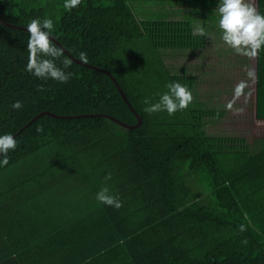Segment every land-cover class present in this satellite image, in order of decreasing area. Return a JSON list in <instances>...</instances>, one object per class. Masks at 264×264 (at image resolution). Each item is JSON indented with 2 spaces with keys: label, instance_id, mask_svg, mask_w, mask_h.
Wrapping results in <instances>:
<instances>
[{
  "label": "trees",
  "instance_id": "16d2710c",
  "mask_svg": "<svg viewBox=\"0 0 264 264\" xmlns=\"http://www.w3.org/2000/svg\"><path fill=\"white\" fill-rule=\"evenodd\" d=\"M57 1L0 0V18L23 28L52 18V38L108 74L62 50L69 81L38 79L26 70L28 31L0 23V134L17 139L0 168V264H264V145L208 136L196 125L209 115L198 112V86L186 83L196 76L172 74L159 59L194 47L195 34L178 30L189 21L140 20L136 2L148 0H81L70 11ZM256 7L264 13V0ZM255 74L264 121V49ZM172 82L192 92L189 107L147 112ZM42 112L59 118L31 122ZM135 112L137 129L113 120L136 125ZM190 174L208 179L214 205L188 187ZM101 188L122 207L99 203Z\"/></svg>",
  "mask_w": 264,
  "mask_h": 264
},
{
  "label": "rangeland",
  "instance_id": "374dc122",
  "mask_svg": "<svg viewBox=\"0 0 264 264\" xmlns=\"http://www.w3.org/2000/svg\"><path fill=\"white\" fill-rule=\"evenodd\" d=\"M25 1L33 6V0ZM40 2L57 4L58 1L40 0ZM196 2L198 4L194 8L195 12L187 11V5L179 2L173 4L151 0L136 2L138 9L135 8L138 16L142 17L140 20L163 18L186 24L185 22L188 23L194 15L205 21L204 23L211 22V18L217 15L215 11L217 5H214L211 0H197ZM254 2L256 6V0ZM145 13L152 15H145ZM196 22L198 23L196 25L178 27L181 31L188 30L190 37L195 34L192 45L194 49L191 48L190 51L169 49L167 52L161 51L162 56L160 54L157 58L163 61V66L172 74L196 76V79L193 78L186 83L198 86L196 90L203 103L198 112H205L209 115L204 116L202 121L196 120V125L198 123L203 125L208 136L214 138L215 141L237 139L239 147L246 144L249 145L248 150L263 146L264 121L258 120L255 116L256 55L237 54L225 45L217 24H202L197 20ZM197 26L205 27L208 34L205 36L197 34L195 31ZM148 53L153 52L149 50ZM160 64L161 62L158 65ZM238 85H243V87L237 95L235 89ZM229 141H227L228 144ZM185 179L188 187L195 195L200 196L204 203L215 204V197L205 176L190 174L186 175Z\"/></svg>",
  "mask_w": 264,
  "mask_h": 264
},
{
  "label": "clouds",
  "instance_id": "9594fccd",
  "mask_svg": "<svg viewBox=\"0 0 264 264\" xmlns=\"http://www.w3.org/2000/svg\"><path fill=\"white\" fill-rule=\"evenodd\" d=\"M80 4L81 0H64L63 6L70 11ZM215 11L218 15L217 28L225 45L237 54L246 56H255L259 50L264 49V13L258 11L254 0H218ZM26 28L29 33L26 70L38 79L67 83L73 75L68 71L71 62L63 60L62 65L57 64V60L62 55V49L52 38L53 19L37 17L32 19ZM195 31L201 36L208 34L203 26H197ZM79 58L87 61V54L81 52ZM242 87L243 85L236 87L237 95L240 94ZM192 102L193 94L189 88L180 82H172L169 90L161 94L158 101L151 104L146 111L149 113L166 111L168 115H173L177 111L187 109ZM22 107V102L19 100L12 104V108L16 110ZM16 148L17 139L13 134H0V168L9 164L8 153ZM110 178L109 174L106 179ZM96 200L116 209L122 207L119 197L110 194L107 188H101L96 193ZM240 230L244 231L243 225Z\"/></svg>",
  "mask_w": 264,
  "mask_h": 264
},
{
  "label": "water",
  "instance_id": "95a60500",
  "mask_svg": "<svg viewBox=\"0 0 264 264\" xmlns=\"http://www.w3.org/2000/svg\"><path fill=\"white\" fill-rule=\"evenodd\" d=\"M0 23L3 24V25H5V26H7V27H10V28L20 29V30H23V31H27V28H23V27H18V26L12 25V24L7 23L6 21L2 20L1 18H0ZM53 41H54L55 43L58 44V46H59V47H60V48H61V49H62V50L68 55V57H69L70 59H72L73 61L77 62L78 64L85 65V66H89V67H92V68L97 69V70H99V71H103V72H105V71L102 70V69H99V68L94 67V66H90V65H88V64H86V63H84V62H82V61H80V60H78V59H76L74 56H72V55L70 54L69 51H67L66 49H64V47H63L62 45H60V44H59L54 38H53ZM105 73H107V72H105ZM107 74H108V73H107ZM112 79H113V78H112ZM113 80H114V79H113ZM117 86H118V85H117ZM118 88H119V90L121 91V87L118 86ZM121 93H122V91H121ZM124 99H125V101L127 102V104L129 105V107L131 108V110L134 111V109L132 108V106L130 105V103L128 102V100L126 99L125 96H124ZM135 114H136V116H137L138 123H137L136 125H133V126L125 125V124L119 122V121L116 120V119H113V120H115L118 124L123 125V126L129 128V129H137V128H139V127L141 126V124H142V119H141V116L138 115L136 112H135ZM42 115H50V116H53V117L59 118L58 116H56L55 114H52V113H50V112H42V113L38 114L36 117H34V118L31 120V122L35 121L36 119H38V118H39L40 116H42ZM31 122H29L28 124H30ZM28 124H27V126H28ZM14 137H15V136H14Z\"/></svg>",
  "mask_w": 264,
  "mask_h": 264
},
{
  "label": "crops",
  "instance_id": "0c3cea01",
  "mask_svg": "<svg viewBox=\"0 0 264 264\" xmlns=\"http://www.w3.org/2000/svg\"><path fill=\"white\" fill-rule=\"evenodd\" d=\"M196 1H197V0H184V1H182V4H186L187 7H189V8H187L186 5H185L187 11L195 12L196 10H195L194 8H195L196 5L198 4ZM204 1H206V0H204ZM211 2H212L214 5H218V0H211ZM192 18H193V19H190V18H189L190 20H189V23H188V24H191V26H192L193 24H194V25L198 24V23L196 22V20H197V21H200V23H202V24H217L218 15H216L214 18H211V22H209V23H204L205 21L201 20L199 17L194 16V15H192ZM192 21H193V23H192ZM180 51H182V50H180ZM184 51H185V50H184ZM255 100H256V99H255ZM255 110H256V107H255ZM255 114H256V113H255ZM255 116H256V115H255ZM256 118H257V117H256Z\"/></svg>",
  "mask_w": 264,
  "mask_h": 264
},
{
  "label": "bare ground",
  "instance_id": "6f19581e",
  "mask_svg": "<svg viewBox=\"0 0 264 264\" xmlns=\"http://www.w3.org/2000/svg\"><path fill=\"white\" fill-rule=\"evenodd\" d=\"M107 183H109V182H107ZM120 183V182H119ZM114 185H116V182H114ZM118 185V184H117ZM123 188V187H122ZM95 190V189H94ZM239 191V190H238Z\"/></svg>",
  "mask_w": 264,
  "mask_h": 264
}]
</instances>
